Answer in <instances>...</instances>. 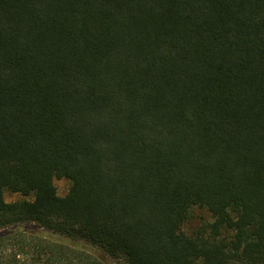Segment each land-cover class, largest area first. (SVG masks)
Instances as JSON below:
<instances>
[{
	"label": "trees",
	"instance_id": "1",
	"mask_svg": "<svg viewBox=\"0 0 264 264\" xmlns=\"http://www.w3.org/2000/svg\"><path fill=\"white\" fill-rule=\"evenodd\" d=\"M77 241L264 264V0H0V264H106Z\"/></svg>",
	"mask_w": 264,
	"mask_h": 264
},
{
	"label": "rangeland",
	"instance_id": "2",
	"mask_svg": "<svg viewBox=\"0 0 264 264\" xmlns=\"http://www.w3.org/2000/svg\"><path fill=\"white\" fill-rule=\"evenodd\" d=\"M57 188H58V192L61 196H64L67 194L68 190H69V183L67 181H58L56 183ZM6 200L8 202L11 201H15L19 199L18 195L15 194H7L6 196ZM211 220V217L209 215L208 212H206L205 210H200V209H195L193 212V217L192 219H190L183 227L184 231L188 234H192L193 231H195L202 223ZM25 227V226H24ZM30 232L36 233L39 236L50 240V241H65L64 239L60 238V236H56L51 234L50 232L39 228L36 225H32L29 228ZM72 244L71 242L69 243V245ZM77 244L79 245V247L95 256H97L98 258L102 259L106 264H115V261L112 260L108 255H106L105 253H103L99 248L92 246L90 244H86L85 242L82 241H77ZM73 245V244H72ZM70 245V246H72Z\"/></svg>",
	"mask_w": 264,
	"mask_h": 264
}]
</instances>
